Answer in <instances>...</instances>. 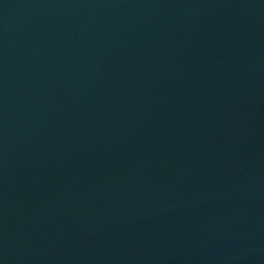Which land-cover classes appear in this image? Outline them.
<instances>
[{
  "label": "water",
  "instance_id": "water-1",
  "mask_svg": "<svg viewBox=\"0 0 264 264\" xmlns=\"http://www.w3.org/2000/svg\"><path fill=\"white\" fill-rule=\"evenodd\" d=\"M0 264H264V0H0Z\"/></svg>",
  "mask_w": 264,
  "mask_h": 264
}]
</instances>
